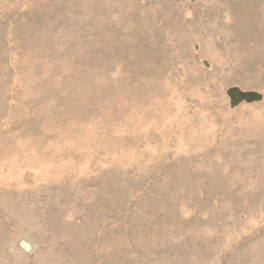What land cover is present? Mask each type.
I'll use <instances>...</instances> for the list:
<instances>
[{"label": "rangeland", "instance_id": "1", "mask_svg": "<svg viewBox=\"0 0 264 264\" xmlns=\"http://www.w3.org/2000/svg\"><path fill=\"white\" fill-rule=\"evenodd\" d=\"M0 264H264V0H0Z\"/></svg>", "mask_w": 264, "mask_h": 264}]
</instances>
